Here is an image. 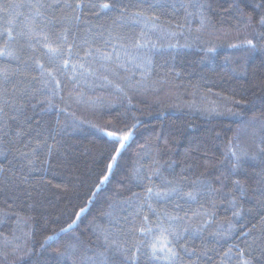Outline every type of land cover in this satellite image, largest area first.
Wrapping results in <instances>:
<instances>
[{
    "label": "trees",
    "instance_id": "16d2710c",
    "mask_svg": "<svg viewBox=\"0 0 264 264\" xmlns=\"http://www.w3.org/2000/svg\"><path fill=\"white\" fill-rule=\"evenodd\" d=\"M0 264H264V0H0Z\"/></svg>",
    "mask_w": 264,
    "mask_h": 264
},
{
    "label": "rangeland",
    "instance_id": "374dc122",
    "mask_svg": "<svg viewBox=\"0 0 264 264\" xmlns=\"http://www.w3.org/2000/svg\"><path fill=\"white\" fill-rule=\"evenodd\" d=\"M109 135H110V137L117 139V134H109ZM130 136H131V133H128V136H127L126 140H128L130 138ZM124 138H125V136H121V140H123ZM121 148H122V142H120V146H119V149H121Z\"/></svg>",
    "mask_w": 264,
    "mask_h": 264
}]
</instances>
